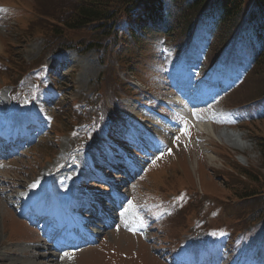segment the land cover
<instances>
[{
    "label": "rangeland",
    "instance_id": "374dc122",
    "mask_svg": "<svg viewBox=\"0 0 264 264\" xmlns=\"http://www.w3.org/2000/svg\"><path fill=\"white\" fill-rule=\"evenodd\" d=\"M0 1L2 5L8 6L0 11V88L7 84L17 83L20 78L15 74L18 72V66L30 69L29 64L34 65L31 68L42 64L40 68H45V71H40L43 72L42 75L35 72L34 75L24 80L26 92L29 93L23 96L22 109L25 114H28L27 105L31 106L30 116L34 120L37 119L41 126L45 127V131H49L44 133L40 142L34 143L35 146L31 147L28 152L0 163V189L8 190L12 187V191L6 194L5 199L0 196V264H53L48 257L49 250L45 249L38 253L46 255V259L33 256L41 246L43 248V241L40 240L35 230L29 227L28 229L26 224L16 217L7 199L13 201L14 197L20 198L19 193L31 188L27 187L31 182L34 183V188L40 187L43 171L53 169L56 160L67 164V168L61 175L64 178L67 175L65 185L70 186V189L71 181L79 173L77 165L81 164L85 160L84 157L92 150L98 162L86 164L90 167L96 164V170L105 177L107 182L117 181L120 185V179H123V176L116 175L117 167L109 160L115 156L119 157L118 153L121 151L134 156H137L136 153L129 151L130 147L126 145L125 139L117 137H108L110 140L105 139L107 146L98 140L91 141L87 147L78 146V140L81 137L78 132L79 125L72 129L75 123L73 121L75 111L83 105L86 106L87 101L92 100L89 99L91 95L98 94V101L108 102L111 97L118 96L119 99L116 98L117 101H113V104L118 102L124 105L123 110L128 118H133V124H137L133 114L146 119L147 117L141 115L139 102L148 101L149 97L143 94L142 90L147 89L160 98H169L170 93L166 83L168 78H163L162 69H170L176 54L172 52L171 46H166L162 50L160 46L164 45L163 42L142 46L143 50L133 49L135 45L131 44L132 49H130L129 56L124 57L120 63L116 61L105 71L102 60L94 50L84 54L71 51L56 59L55 57L50 58L51 52L45 51L42 54L47 41L42 29L50 26L45 13L53 4L57 2L66 4V0ZM9 7L12 12L8 11ZM43 7L46 8L45 13ZM27 29H30L29 32H26ZM48 49L51 48L48 47ZM192 67L197 70L196 63L192 64ZM123 69L133 70L134 75L126 78L130 82L124 80L125 75L121 73ZM184 71L188 70L181 72ZM48 72H52L50 77H48ZM8 77H12V82L3 81ZM123 81L137 87L140 84L141 90L134 91L127 87L121 91ZM262 84L263 82L258 77L251 75L246 83L233 93L228 102L231 101L234 104L249 102L250 92H255ZM34 96L35 100H33ZM134 96L137 97L134 98ZM0 98L5 99L8 104L11 103L9 89L0 90ZM224 101L202 112L211 113L214 117L219 116L220 113L226 112V110H219ZM56 105H60L61 109L56 110ZM82 110H85V107ZM6 115H10L9 110ZM120 115L123 113L117 114V116ZM113 122L116 123V120ZM223 124L238 126V128L231 131L226 130L221 127ZM200 125L196 130L199 131ZM50 126H52L51 129ZM128 126L125 124V127ZM205 126L208 130L205 131V135L199 137L201 140L194 139L193 142H189L191 148H186L182 143L184 136H181L179 142L173 143L172 138L164 141L160 150L156 148L157 146L150 147L154 150V156L163 152L164 158L167 157L155 165L162 167L146 173L131 186L130 191L126 189L127 197L130 194L140 200V193L143 189L144 204H153L152 213L157 214L161 222L157 228L152 227L148 238H152L158 246L156 244L154 246L153 243L146 244L143 239H134L128 236L125 230L123 231L127 235L118 236L114 231L116 226L114 225L112 227L114 229L100 240L101 244L105 242L104 245L108 246L106 254L96 248L100 245L98 243L91 249L72 252L75 258L69 263L59 262L55 258L51 260H56L57 264H165L157 255L152 254V250H160L161 247L171 248L169 258L179 255L173 247L180 241H177L179 237L183 239L189 232L190 223L197 218L196 227L200 233L210 230V234H213L222 229L223 234L220 233L212 241L225 251L224 256L217 257L222 264H264L262 261L264 253L256 256L264 245V226L262 222H259L264 212L259 215L253 214V211L263 208L264 197L259 199L257 195V198H253L250 203L238 204L235 201L237 199L230 194L231 184L227 181L228 177L236 183L240 182L234 176V168L238 167L251 170L253 176L256 170L264 175L259 164L257 147L252 140L254 137L264 138V121L240 125L236 117L224 115L217 118L211 126L209 123ZM210 128H214V132ZM226 134H231L234 138L230 141ZM86 140H92L91 136L86 137ZM77 148L83 149L75 152ZM168 148L172 149V153L167 155ZM107 151L115 154H109ZM104 159L111 164H103ZM168 160L172 161L166 163ZM153 161H157V158H152L144 170L150 167V170L153 169L151 165ZM179 166L183 169L184 175L179 173ZM65 167V164H61L62 169ZM83 171L85 170L82 169ZM216 171L219 172L216 173ZM89 187L99 193L98 195L108 191L107 185L102 183H91ZM181 190H184V194L183 199L179 201L178 213L173 208L162 204L163 194L165 196ZM260 193L264 192L260 191ZM257 199L259 203L256 202ZM125 217L130 224L142 222L140 211L126 210ZM240 231H242L241 237L236 238L235 234ZM210 239L212 240V236ZM259 239L262 240L263 245L258 243ZM200 241L208 251L211 250L212 242H205L202 237ZM255 244L259 246L256 247ZM191 247L201 253V256H207L202 245H191Z\"/></svg>",
    "mask_w": 264,
    "mask_h": 264
},
{
    "label": "trees",
    "instance_id": "16d2710c",
    "mask_svg": "<svg viewBox=\"0 0 264 264\" xmlns=\"http://www.w3.org/2000/svg\"><path fill=\"white\" fill-rule=\"evenodd\" d=\"M45 16L50 23L42 29L48 38L47 49L51 48L48 52L94 50L104 57L116 46L120 50L113 54L116 58L128 42L145 43L159 34L189 41L194 27L208 23L213 29L210 63L227 45L226 56L250 55L253 72L263 82L252 97L264 95V0H66V4H53ZM150 34L152 39H148ZM254 138L264 173V138ZM234 176L240 182L228 180L230 194L238 201L250 203L257 195L264 197L260 193L264 192V175L257 170L253 176L251 170L238 167ZM262 207L253 214L264 212V198Z\"/></svg>",
    "mask_w": 264,
    "mask_h": 264
},
{
    "label": "bare ground",
    "instance_id": "6f19581e",
    "mask_svg": "<svg viewBox=\"0 0 264 264\" xmlns=\"http://www.w3.org/2000/svg\"><path fill=\"white\" fill-rule=\"evenodd\" d=\"M136 113V112H135ZM138 113V112H137ZM143 118V117H142ZM201 129H203L204 131H206L207 130V127L205 126V125H203V127L201 128ZM226 136H227V139H229L230 141L232 140V138H234V136H232V135H230V134H226ZM6 168V167H5ZM39 192V194L40 195H43V192L42 191H38ZM113 194H116V192H113ZM119 194H123L121 191H119ZM34 197H38V196H31V195H26V197H25V202L27 201V200H29V199H31V198H34ZM16 199L17 198H15L14 200L16 201ZM111 199V198H110ZM9 203H10V201H8ZM77 205V203L74 205V206H76ZM73 206V207H74ZM103 209H105V208H103ZM116 209V206L114 207V210ZM27 210V207L26 206H24V212ZM87 223H89V221H87V220H84V221H82V224L84 225V224H87ZM100 230H101V227H98L97 228V230H94V229H92L91 230V232L92 233H97L96 235H95V237H97V236H99V235H101L100 234ZM72 233V232H71ZM122 234H120V236H121ZM43 245V244H42ZM42 250V248H40L39 249V251L38 252H36L33 256L34 257H38V256H40V257H42V258H44V259H46V256L45 255H42V254H38L40 251ZM52 256H54V257H57L55 254H51ZM53 257H51L50 258V262L51 261H53V264H57V262H55V260H51ZM43 259V260H44Z\"/></svg>",
    "mask_w": 264,
    "mask_h": 264
},
{
    "label": "snow or ice",
    "instance_id": "6c2138e0",
    "mask_svg": "<svg viewBox=\"0 0 264 264\" xmlns=\"http://www.w3.org/2000/svg\"><path fill=\"white\" fill-rule=\"evenodd\" d=\"M36 99V97L34 96L33 97V100H35ZM27 103V102H26ZM196 116V113H193V117H195ZM183 123V127H181L178 131H179V135H177L175 138H174V140H175V142H179L180 141V138H181V136H185V137H190V126L188 125V123H187V121H183L182 122ZM159 150V149H158ZM171 148H168L167 149V153L168 154H171ZM164 153L163 152H161V156L163 155ZM161 157L160 156H158L157 157V159H160ZM153 163H155V161H153ZM33 188L35 187V185H33L32 186ZM122 215H123V213H122Z\"/></svg>",
    "mask_w": 264,
    "mask_h": 264
}]
</instances>
